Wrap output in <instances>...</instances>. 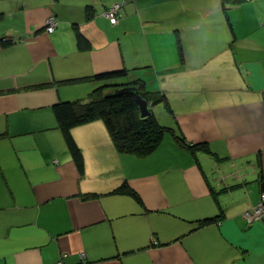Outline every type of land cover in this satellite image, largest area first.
I'll return each instance as SVG.
<instances>
[{
	"label": "crops",
	"instance_id": "obj_1",
	"mask_svg": "<svg viewBox=\"0 0 264 264\" xmlns=\"http://www.w3.org/2000/svg\"><path fill=\"white\" fill-rule=\"evenodd\" d=\"M178 1L0 0V37L13 39L0 45V150L11 159L0 166V264H264L253 246L264 217L243 215L264 174V0L216 10V28L175 16ZM116 2L112 24L104 12ZM205 26L209 36L192 34ZM136 78L166 98L170 111L152 106L157 121L209 151L165 132L149 154L122 152L97 118L71 129L81 174L53 106ZM123 184L139 200L110 193Z\"/></svg>",
	"mask_w": 264,
	"mask_h": 264
},
{
	"label": "trees",
	"instance_id": "obj_2",
	"mask_svg": "<svg viewBox=\"0 0 264 264\" xmlns=\"http://www.w3.org/2000/svg\"><path fill=\"white\" fill-rule=\"evenodd\" d=\"M242 1L243 0H220L221 10L223 13H227L231 7ZM228 25L229 29L232 31L231 23L228 22ZM12 42L13 39L11 38L0 37V45L2 46L9 45ZM77 44L81 49L88 47V42L81 33L77 34ZM126 73L127 70L124 69L115 73H108L100 76H102L101 78L113 77V79L110 80H114L117 79L118 76H126ZM67 80L69 81L66 82H71L78 80V78ZM129 84L130 82H124L122 80L117 81L116 83H106L96 87L86 100L61 101L53 106L54 116L65 140L68 152L70 153L77 170L81 174L84 172L83 155L71 132V129L79 124L97 118L101 119L105 123L106 129L119 151L135 153L138 155H146L152 152L160 143L165 132H170L174 135L173 130L160 124L152 113L146 117H142L134 95L114 94V88ZM131 84L137 85L139 89L138 93L144 99L151 103L163 102L170 110L164 96L154 94V92L148 90L142 79H134ZM157 103H155V105H157ZM152 106L153 105L149 108L150 111H152ZM174 136L180 143H184L185 146L192 151L200 148L203 151H209L204 143L188 144L185 143V139L182 138V136ZM259 182L261 192H264V174L259 177ZM110 193H126L139 200L137 193L125 184L119 185L111 190ZM207 222H212V220H203L201 225ZM79 260H84V257L80 256Z\"/></svg>",
	"mask_w": 264,
	"mask_h": 264
},
{
	"label": "rangeland",
	"instance_id": "obj_3",
	"mask_svg": "<svg viewBox=\"0 0 264 264\" xmlns=\"http://www.w3.org/2000/svg\"><path fill=\"white\" fill-rule=\"evenodd\" d=\"M113 5H116V14H115V16H116V22H117L118 13H119V9H120L121 5H120V3H117V2L114 3ZM153 5H157V4H153ZM161 6H164L166 8L165 5H161ZM161 6L153 7L154 9H156V10H154L155 11V15H156L157 12H159L160 9L163 8ZM173 6H175L174 9H173L174 15L176 16V14H178L177 17H179L181 20L184 19L186 17V15L187 16L188 15H192L193 18H195V19H197V17L201 18V20H195V21L202 22V20L204 19V21L206 23H208V22L213 23V24H210V27H215V28L220 26V24L216 23V21L224 20V16L215 17V15H214L216 10L221 11L220 0H179L178 2H176V5H172L171 7H173ZM229 10L232 12V10H234V9L230 8ZM148 15H150V14H148ZM237 16L239 17V14H238V12H235V18ZM263 19L264 18H262L261 20L263 21ZM128 20H132V19L129 18ZM115 23H113V24H115ZM200 26H201V24L198 25V27H200ZM260 27H262V26H260ZM212 32L213 31L208 30V27L205 26V27H201V28L197 29L195 32H192V34H195L197 36L198 35H200V36H203V35L209 36ZM147 85H148L149 88H152V85L150 83H148ZM153 92H154V94H159L158 91H153ZM159 95H161V94H159ZM164 98H165V96H164ZM155 103H157V102H153V103H151V105H153V107H154ZM171 106H172V108L174 107L173 104ZM162 108L164 110H166L163 106H162ZM202 123L207 125V123L204 122V120L202 121ZM206 125H204L202 128L200 127V129H204L206 127ZM6 156H7L6 151L5 150H0V166L2 164V161H6V162L11 163V159L9 160V158L6 157ZM107 175H108V173H105V172H101L100 173V176H101L102 179L105 178ZM258 180H259V178H258ZM1 187L2 186H1V182H0V190H1ZM261 193H264V192H261ZM261 193H260V195H261ZM0 201H2V200H0ZM256 205L260 209V213L261 214L259 216L255 215L250 222H253V221L258 220V219H262L264 217V201H263V203L260 204V196H259V200L254 205V207ZM2 210L3 211H7L8 208L6 207V208H4ZM5 217H6L5 214L0 213V235H1V233L3 234V232H2V223L5 221ZM238 239H241V237L239 236ZM241 241H243V240H241ZM246 242L248 244H252V242L249 243L250 242L249 239H247ZM151 243H153V244L156 243V240H155L154 236H151ZM257 244L258 243L255 242V245H253V246H255L257 248V250H260V249L264 250V240L259 245H257ZM261 245L263 247H261ZM81 254H84V253H81ZM83 257H85V255ZM59 260H61V259H59Z\"/></svg>",
	"mask_w": 264,
	"mask_h": 264
},
{
	"label": "built area",
	"instance_id": "obj_4",
	"mask_svg": "<svg viewBox=\"0 0 264 264\" xmlns=\"http://www.w3.org/2000/svg\"><path fill=\"white\" fill-rule=\"evenodd\" d=\"M115 14H116V5H113V4L110 5L107 8V10L104 12V15L108 18V20L112 24L116 22ZM45 23H46L45 30L47 32H52L54 30L55 26L57 25V18L53 15H50L49 17H47ZM263 201H264V193H261L260 204L263 203ZM260 214H261L260 209L256 205L255 207L244 211L243 215L250 222L255 215L259 216ZM81 256H84V254H81ZM57 263H61V262H57ZM57 263H53V264H57Z\"/></svg>",
	"mask_w": 264,
	"mask_h": 264
},
{
	"label": "water",
	"instance_id": "obj_5",
	"mask_svg": "<svg viewBox=\"0 0 264 264\" xmlns=\"http://www.w3.org/2000/svg\"><path fill=\"white\" fill-rule=\"evenodd\" d=\"M3 38H6L7 36H1ZM138 87L137 85H124L122 87L114 88V94H132L134 95L137 104L140 109V113L142 117H146L150 114V110L148 107V101L144 99L139 93H138Z\"/></svg>",
	"mask_w": 264,
	"mask_h": 264
},
{
	"label": "bare ground",
	"instance_id": "obj_6",
	"mask_svg": "<svg viewBox=\"0 0 264 264\" xmlns=\"http://www.w3.org/2000/svg\"><path fill=\"white\" fill-rule=\"evenodd\" d=\"M148 104H149L148 107L150 108V107H151V103L148 102ZM149 110H150V109H149ZM57 262H61V263H57ZM54 263H57V264H63L61 260H57V261H55Z\"/></svg>",
	"mask_w": 264,
	"mask_h": 264
},
{
	"label": "flooded vegetation",
	"instance_id": "obj_7",
	"mask_svg": "<svg viewBox=\"0 0 264 264\" xmlns=\"http://www.w3.org/2000/svg\"><path fill=\"white\" fill-rule=\"evenodd\" d=\"M125 77V76H124ZM137 79V78H136ZM138 79H140V78H138ZM134 80V79H133ZM132 80V81H133ZM132 81H129L130 82V84L129 85H135V84H131L132 83ZM137 91H139V89L137 90ZM148 102H150V101H148ZM150 113H152L153 114V111H150ZM140 115H141V113H140ZM154 115V114H153ZM155 116V115H154ZM156 118V117H155ZM157 120V119H156Z\"/></svg>",
	"mask_w": 264,
	"mask_h": 264
}]
</instances>
